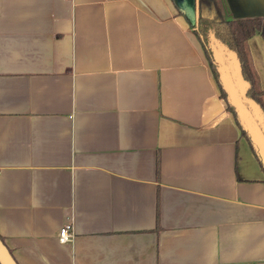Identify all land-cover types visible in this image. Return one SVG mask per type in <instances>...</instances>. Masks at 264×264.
<instances>
[{
	"label": "crops",
	"instance_id": "obj_1",
	"mask_svg": "<svg viewBox=\"0 0 264 264\" xmlns=\"http://www.w3.org/2000/svg\"><path fill=\"white\" fill-rule=\"evenodd\" d=\"M0 234L20 264H264V168L175 0H0Z\"/></svg>",
	"mask_w": 264,
	"mask_h": 264
},
{
	"label": "trees",
	"instance_id": "obj_2",
	"mask_svg": "<svg viewBox=\"0 0 264 264\" xmlns=\"http://www.w3.org/2000/svg\"><path fill=\"white\" fill-rule=\"evenodd\" d=\"M199 7L198 26L192 24L193 29L203 43L213 73L221 89V95L226 99L228 108L235 114L242 132L248 137L255 155L264 168L257 147L250 139L245 123L237 113L236 105L230 101L225 82V69L222 65L223 60L221 61L215 52L216 40L224 42L233 51L236 57L235 66L238 67L237 76L246 81V87L240 94L245 104L250 105L253 101L257 105L261 113V124L264 127V89L259 84L248 42L249 38L257 31L264 37V15L227 17L223 0H199Z\"/></svg>",
	"mask_w": 264,
	"mask_h": 264
},
{
	"label": "water",
	"instance_id": "obj_3",
	"mask_svg": "<svg viewBox=\"0 0 264 264\" xmlns=\"http://www.w3.org/2000/svg\"><path fill=\"white\" fill-rule=\"evenodd\" d=\"M183 10L191 24L198 26L200 17L199 0H175ZM218 58L223 60L225 82L230 101L236 105L239 117L245 123L250 139L255 143L261 161L264 164V127L261 124V113L257 105L251 101L250 105L245 104L240 92L244 91L246 81L237 76L238 67L235 64L230 68L221 53L215 50ZM233 70V72H231ZM0 264H20L13 252L0 234Z\"/></svg>",
	"mask_w": 264,
	"mask_h": 264
},
{
	"label": "rangeland",
	"instance_id": "obj_4",
	"mask_svg": "<svg viewBox=\"0 0 264 264\" xmlns=\"http://www.w3.org/2000/svg\"><path fill=\"white\" fill-rule=\"evenodd\" d=\"M225 9H226V6H225ZM215 42H216L215 49L223 55L226 61V64L231 68L236 62V57L233 51L224 42L219 41V40H216Z\"/></svg>",
	"mask_w": 264,
	"mask_h": 264
},
{
	"label": "built area",
	"instance_id": "obj_5",
	"mask_svg": "<svg viewBox=\"0 0 264 264\" xmlns=\"http://www.w3.org/2000/svg\"><path fill=\"white\" fill-rule=\"evenodd\" d=\"M75 230L71 222L64 223L58 230V238L62 242H68L74 239Z\"/></svg>",
	"mask_w": 264,
	"mask_h": 264
}]
</instances>
